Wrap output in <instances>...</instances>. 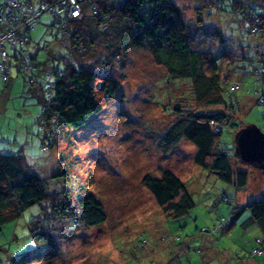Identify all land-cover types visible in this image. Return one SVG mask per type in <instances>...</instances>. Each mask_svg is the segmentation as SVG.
I'll use <instances>...</instances> for the list:
<instances>
[{"label":"rangeland","instance_id":"1","mask_svg":"<svg viewBox=\"0 0 264 264\" xmlns=\"http://www.w3.org/2000/svg\"><path fill=\"white\" fill-rule=\"evenodd\" d=\"M244 1L264 11V0ZM174 2L185 20L193 23L201 1ZM204 8L206 23L211 29H220L231 52L230 78L237 84L241 81L233 108L197 102L190 82L171 79L165 68L154 62L147 47H122V53L110 54L99 46L101 53L95 51L83 62L97 72L113 75L119 87L87 123L76 129L64 127L55 134L53 144L41 151L42 131L36 121L39 105L36 96L27 90V73L19 71L14 59L6 65L10 73L5 83L0 76V149L21 151L35 163L51 191L49 197H54L49 214L59 215L48 224L56 247H49L45 256L39 255L26 264H45L43 258L48 253L52 254L53 264H262L264 246L255 256L250 255L260 233L257 226L241 225L248 209L235 219L230 217L233 203L243 205L264 196L261 170L231 159L233 170L243 168L249 172L246 186L236 190L195 163L196 148L185 138L167 152L159 146L169 125L188 110H226L239 128L255 123L264 131V105L255 103L258 95L253 91L258 88L264 93V83L261 87L255 85L242 59L251 51L250 46H255L264 58V30L250 33L247 19L240 25V15L231 7V0H207ZM51 20L50 14L43 13L26 44L28 50L39 45V69L50 70L58 65L52 54H64L66 50L49 31ZM192 30L195 47L210 48L224 61L225 46L214 39L210 30L200 34L194 23ZM106 60L111 62L108 67ZM234 130L231 123L222 124L220 139L224 144H233ZM63 169L66 174L61 177ZM165 169L185 182L194 201L179 217L167 216L142 182L146 173L158 177ZM87 192L101 201L106 220L75 225L69 214L63 216V208H67L68 199V207L72 206V196ZM224 195L231 203L223 199ZM40 210V205H31L2 224L0 264H16L18 255L25 252L38 253L32 246L28 222Z\"/></svg>","mask_w":264,"mask_h":264},{"label":"trees","instance_id":"2","mask_svg":"<svg viewBox=\"0 0 264 264\" xmlns=\"http://www.w3.org/2000/svg\"><path fill=\"white\" fill-rule=\"evenodd\" d=\"M28 1L34 11H39L36 23L43 13L52 16L48 29L66 47L65 53L52 54L59 63L55 67L50 70L39 69L36 60L39 45L34 50L26 48L31 29L36 23L33 27L25 24L14 33L18 37L16 45L5 43L8 56L3 64L7 73H0V76L5 83L10 73L6 65L13 59L19 71L27 73V90L36 96L39 105L36 121L42 131L39 147L41 151L53 144L55 134H59L64 127L76 129L87 123L92 115L104 108L119 87V81L113 75L97 72L83 62L86 56L95 54L93 52L101 53L99 46L105 47L110 54L122 53V47H147L154 62L162 65L171 79L190 82L191 93L197 102L209 107L220 105L233 108L236 104V80L230 78L231 52L224 43L225 38L220 29H211L206 23L208 17L205 18L207 15L203 11L207 0H200L201 3L196 6L193 23L200 34L208 29L214 39L225 46L227 54L224 61L210 48L194 46L193 23L185 20L174 0H79L80 11L72 17L57 14V0ZM44 2L53 5L52 8H42L41 4ZM5 3L6 0H0V4ZM231 7L240 15V25L248 20L250 33L264 30V11H257L244 0H231ZM250 47L251 51L243 55L242 59L254 76L255 85L261 87L264 83V71L260 73L257 69H264V58L261 53L258 54L255 46ZM25 57L28 63L24 61ZM106 65H111L110 60H106ZM253 91L258 94L255 103L263 106V91L258 88ZM259 97L263 100L262 103L259 102ZM232 119L226 110H188L169 125L161 136L159 146L163 152H167L185 138L196 148V164L213 172L218 179L233 185L236 190L244 188L249 172L243 168L232 169L231 159H238L234 142L230 146L220 139L223 123H231L234 131L238 130L239 127ZM260 170L264 176V168ZM65 174V169L59 172L61 177ZM142 182L167 216H182L194 205L185 182L169 169L163 170L158 177L146 173ZM72 185L77 190V185ZM50 192L45 179L36 170L35 163L25 153L0 149V231L9 217L19 215L24 208L34 204L41 207L39 214L28 222L32 246L38 253H22L15 260L16 264H26L39 255L45 256L46 249L56 247L55 236L48 224L53 221V217L59 218V215L49 214L54 203V197H49ZM223 199L231 203L228 196L224 195ZM66 202L67 208L63 205V216L69 214L75 225L80 222L95 225L106 220L102 203L92 192L72 196L71 207H68L69 199ZM245 208L248 209V215L241 225L244 228L257 226L260 232L255 237L250 254L255 256L264 246V196L243 205L233 203L230 217L237 218ZM253 249L259 251L253 252ZM51 257L52 254L48 253L43 258L45 264H53ZM163 264L178 263L168 261Z\"/></svg>","mask_w":264,"mask_h":264},{"label":"built area","instance_id":"3","mask_svg":"<svg viewBox=\"0 0 264 264\" xmlns=\"http://www.w3.org/2000/svg\"><path fill=\"white\" fill-rule=\"evenodd\" d=\"M78 2L79 0H57L56 5L58 7L55 11L63 17L76 16L80 11ZM52 6L53 5H47L45 2L41 4L42 8L47 9H51ZM38 13L39 11L33 10V7L28 0H6L5 5L0 4V73H7L3 64L7 60L8 56L5 45H16L18 37L14 36V33L25 24L33 27L37 21ZM24 61L28 63L26 57L24 58ZM257 71L261 73L264 69L260 67ZM239 87L240 83L237 84L235 82L234 88L238 89ZM262 101L263 100L259 97V102L262 103ZM258 251L259 250L257 249H253V252Z\"/></svg>","mask_w":264,"mask_h":264},{"label":"water","instance_id":"4","mask_svg":"<svg viewBox=\"0 0 264 264\" xmlns=\"http://www.w3.org/2000/svg\"><path fill=\"white\" fill-rule=\"evenodd\" d=\"M234 151L241 163L264 168V131L255 123H247L234 133Z\"/></svg>","mask_w":264,"mask_h":264}]
</instances>
